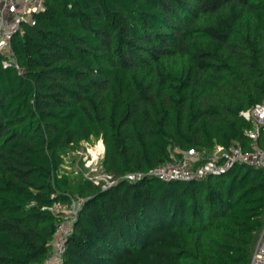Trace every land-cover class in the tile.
I'll return each instance as SVG.
<instances>
[{
  "label": "trees",
  "instance_id": "16d2710c",
  "mask_svg": "<svg viewBox=\"0 0 264 264\" xmlns=\"http://www.w3.org/2000/svg\"><path fill=\"white\" fill-rule=\"evenodd\" d=\"M12 46L19 69L0 64V264H45L62 221L51 209L73 200L62 264L251 263L263 168L147 174L175 149L248 144L241 113L264 102V0H46ZM93 139L118 179L108 189L63 167Z\"/></svg>",
  "mask_w": 264,
  "mask_h": 264
},
{
  "label": "built area",
  "instance_id": "2783aa9c",
  "mask_svg": "<svg viewBox=\"0 0 264 264\" xmlns=\"http://www.w3.org/2000/svg\"><path fill=\"white\" fill-rule=\"evenodd\" d=\"M45 6L46 0H0V64L2 67L19 69L12 46L13 38L22 32L24 25H35L36 15L43 12ZM241 116L250 124V127L245 131V136L248 139L247 145L234 142L229 148L218 146L212 154L205 151L198 154L175 149L165 163L148 173L147 176L165 182H190L206 179L210 175L225 173L237 164L264 169V144L261 143L264 133V102L243 111ZM104 152L105 149L102 145V149L97 155L103 158ZM105 174L108 182L105 186H100L103 189H108L115 185L118 179ZM143 177L144 175L141 173H131L127 174L124 179L135 182ZM82 205L83 201L73 200L70 205L56 204L51 209L54 213L61 215L62 221L53 241L52 254L45 264H62L66 238L72 231ZM250 264H264V228L259 236Z\"/></svg>",
  "mask_w": 264,
  "mask_h": 264
},
{
  "label": "rangeland",
  "instance_id": "374dc122",
  "mask_svg": "<svg viewBox=\"0 0 264 264\" xmlns=\"http://www.w3.org/2000/svg\"><path fill=\"white\" fill-rule=\"evenodd\" d=\"M101 140L93 139L88 142H83L79 147L72 148L67 153L65 158L64 170L71 173V177L82 176L96 185H104L108 182L103 169V158L97 154L102 148L105 149ZM98 151V152H97Z\"/></svg>",
  "mask_w": 264,
  "mask_h": 264
},
{
  "label": "bare ground",
  "instance_id": "6f19581e",
  "mask_svg": "<svg viewBox=\"0 0 264 264\" xmlns=\"http://www.w3.org/2000/svg\"><path fill=\"white\" fill-rule=\"evenodd\" d=\"M102 149V148H101Z\"/></svg>",
  "mask_w": 264,
  "mask_h": 264
}]
</instances>
